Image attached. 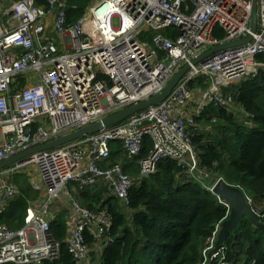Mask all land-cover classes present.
<instances>
[{
	"label": "built area",
	"instance_id": "obj_1",
	"mask_svg": "<svg viewBox=\"0 0 264 264\" xmlns=\"http://www.w3.org/2000/svg\"><path fill=\"white\" fill-rule=\"evenodd\" d=\"M44 1L39 6L36 0H15L0 9V161L148 100L183 66L190 70L161 105L0 170V216L20 196L16 174L31 176L28 168L36 167L38 175L30 182L41 194L27 209L21 229L0 223V264L58 259L61 243L51 224L62 210L69 212L67 244L77 264H87L112 243L108 210L91 211L76 196L104 184L128 210L134 181L121 164L109 163L112 142L122 144L131 160L143 153L149 137L153 148L140 163V179L154 174L162 160H171L185 181L219 198L214 189L224 179L202 167L193 135L212 134L215 126L201 123L206 110L232 112L236 102L230 88L264 72V61L258 60L264 56V0H259L258 29L249 44L198 65L192 61L207 50L251 34L252 0H93L72 26L64 0ZM149 32L156 33L152 43L141 40ZM199 79L209 81L208 87L192 89ZM246 199L262 218L258 204ZM220 230L219 224L206 240L202 263L234 264L224 244L216 248Z\"/></svg>",
	"mask_w": 264,
	"mask_h": 264
},
{
	"label": "trees",
	"instance_id": "obj_2",
	"mask_svg": "<svg viewBox=\"0 0 264 264\" xmlns=\"http://www.w3.org/2000/svg\"><path fill=\"white\" fill-rule=\"evenodd\" d=\"M15 0H0V6ZM67 25L72 26L85 15L93 0H64ZM45 6L44 0H36ZM169 32V31H167ZM155 32L145 33L141 40L152 43ZM264 61V56L259 57ZM25 80H21L24 85ZM209 81L199 79L192 89L206 88ZM235 101L255 126L243 125L228 110L209 107L205 121L221 120L213 134L193 135L199 159L204 169L221 176L230 185L239 187L262 208L264 223V72L257 78L242 81L230 88ZM110 164H121L134 183L130 190L128 210L110 194L106 185L87 187L76 194L82 206L91 211L107 209L114 221L113 239L99 264H200L204 260L206 240L217 225L229 218V209L216 196L193 181H185L182 169L175 161L162 160L154 174L140 179V163L153 148L149 137L144 151L127 159L120 143L110 144ZM27 173L16 174L13 182L20 196L10 201L0 223L12 230L25 225L27 209L40 198ZM69 212L62 210L51 224L54 238L61 243L58 259L44 264H77L68 250ZM228 261L246 264L256 260L264 264V228L243 217L239 225L227 233L224 243Z\"/></svg>",
	"mask_w": 264,
	"mask_h": 264
},
{
	"label": "water",
	"instance_id": "obj_3",
	"mask_svg": "<svg viewBox=\"0 0 264 264\" xmlns=\"http://www.w3.org/2000/svg\"><path fill=\"white\" fill-rule=\"evenodd\" d=\"M258 4L259 0H252V16H251V34L243 40L231 41L224 44L215 46L199 57L192 61V65H198L209 57L224 51L228 48L239 47L249 44L253 40V35L257 33L258 29ZM190 70V65L183 66L175 76L170 80L166 88L158 95L136 103L125 109H122L112 115H109L93 124L87 125L76 131L68 133L64 136L56 138L55 140L37 147H33L23 153L15 155L9 159L0 161V170L9 168L19 162L29 159L32 155L51 151L61 146L73 143L84 137L97 134L105 129L112 128L120 125L130 119L132 116L145 111L151 107H157L161 105L172 93L174 88L178 85L183 76ZM214 192L219 195L221 200L225 201L231 208L229 218L223 222L222 229L218 235V241L216 247L218 248L221 244H224L227 240V233L233 231L241 222L243 217L248 218L254 223L255 226L264 228L261 218L252 211L251 206L248 204L246 196L240 188H236L220 180L216 185Z\"/></svg>",
	"mask_w": 264,
	"mask_h": 264
},
{
	"label": "rangeland",
	"instance_id": "obj_4",
	"mask_svg": "<svg viewBox=\"0 0 264 264\" xmlns=\"http://www.w3.org/2000/svg\"><path fill=\"white\" fill-rule=\"evenodd\" d=\"M0 9L2 10V6H0ZM232 111L235 113L236 117L234 116L235 120L238 121V120H243V121H238L240 124H243L244 125V121H246V115L245 116H242L241 112H240V107L238 105H235L232 107ZM238 119V120H237ZM221 122V120H218L216 123H212V122H209V121H202V125L206 126V127H211V126H215V127H219V123ZM201 125V126H202ZM203 127V126H202ZM28 172L30 173V175L32 176V178H35L37 177L38 175V172H37V169L36 167H30L28 168ZM30 176V178H31ZM259 211L262 209L261 207H258ZM221 229H222V226H221ZM221 231V230H220ZM217 244V242H216ZM104 250L103 249L100 254L96 253L95 254V258L94 259H89L87 264H99L100 260H101V257L104 253ZM200 264H204L200 262Z\"/></svg>",
	"mask_w": 264,
	"mask_h": 264
},
{
	"label": "clouds",
	"instance_id": "obj_5",
	"mask_svg": "<svg viewBox=\"0 0 264 264\" xmlns=\"http://www.w3.org/2000/svg\"><path fill=\"white\" fill-rule=\"evenodd\" d=\"M87 10H88V9H87ZM238 85H239V84H238ZM238 85H236V86H238ZM235 102H236V101H235ZM235 105H237V104L235 103ZM235 105H234V106H235ZM238 106H239V105H238ZM210 107H211V106H210ZM239 107H240V106H239ZM215 108H216V107H215ZM240 112L243 113L244 115H246V117H247L246 120H247V121H251V122H252V120H250L249 116L246 114V112H245L241 107H240ZM229 113H233L234 116L236 117V115H235V113H234L233 111H232V112L229 111ZM218 120H219V119H218ZM237 120H238V119H237ZM238 121H241V120H238ZM210 122H211V121H210ZM252 123H253V122H252ZM244 124H245V123H244ZM245 125H246V124H245ZM253 125H254V124H253ZM216 128H217V127H212V129H214V130H213V133L216 132ZM213 133H212V134H213ZM209 171H210V170H209ZM211 172H212V171H211ZM212 173H213V172H212ZM214 176H215L216 179H218L219 177H221V176H216V175H214ZM222 178H223V177H222ZM223 179H224V178H223ZM224 180H225V179H224ZM224 180H223V181H224ZM224 182L227 183L226 181H224ZM196 184H197V183H196ZM227 184H229V183H227ZM216 185H217V184H216ZM229 185H230V184H229ZM231 186H233V185H231ZM215 187H216V186H215ZM234 187H236V186H234ZM201 188H202V187H201ZM236 188H239V187H236ZM202 189H203V188H202ZM203 190H204V189H203ZM205 191H206V190H205ZM242 192H243V191H242ZM243 193H244V192H243ZM216 195H218V194L216 193ZM244 195H245V193H244ZM213 196H214V195H213ZM245 196H248V195L246 194ZM218 197H219V195H218ZM248 197H249V196H248ZM219 198H220V197H219ZM219 198H218V199H219ZM220 200H221V198L219 199V202H220ZM221 201L224 202L225 204H227L225 201H223V200H221ZM220 203H221V202H220ZM221 204H222V203H221ZM225 204H223V205H225ZM248 204H249V203H248ZM225 206L229 209V215H230V210H231L230 206H229L228 204L225 205ZM252 211H253V210H252ZM253 212H254V211H253ZM254 213H255V212H254ZM255 214H256V213H255ZM258 216H259V215H258ZM259 217H260V216H259ZM260 218H261V217H260ZM261 219H262V218H261ZM218 235H219V234H218ZM217 241H218V240H217ZM221 245H223V244H221ZM221 245H220V246H221ZM220 246H219V247H220ZM219 247H218V248H219ZM205 248H206V247H205ZM216 248H217V247H216ZM218 248H217V249H218ZM202 255H203V254H202ZM94 258H95V255H94ZM101 258H102V257H101ZM100 262H101V260H100ZM201 263H202V262H201Z\"/></svg>",
	"mask_w": 264,
	"mask_h": 264
},
{
	"label": "crops",
	"instance_id": "obj_6",
	"mask_svg": "<svg viewBox=\"0 0 264 264\" xmlns=\"http://www.w3.org/2000/svg\"><path fill=\"white\" fill-rule=\"evenodd\" d=\"M39 183H40V181H39Z\"/></svg>",
	"mask_w": 264,
	"mask_h": 264
}]
</instances>
